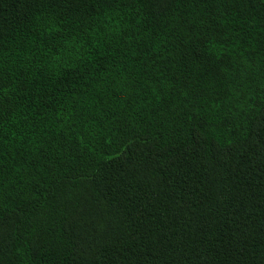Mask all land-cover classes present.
<instances>
[{
  "label": "trees",
  "instance_id": "obj_1",
  "mask_svg": "<svg viewBox=\"0 0 264 264\" xmlns=\"http://www.w3.org/2000/svg\"><path fill=\"white\" fill-rule=\"evenodd\" d=\"M0 264H264V0H0Z\"/></svg>",
  "mask_w": 264,
  "mask_h": 264
}]
</instances>
